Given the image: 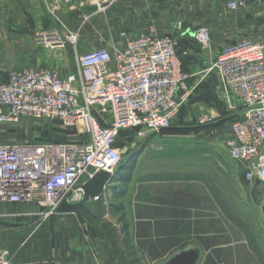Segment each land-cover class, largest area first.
<instances>
[{
    "label": "built area",
    "instance_id": "built-area-1",
    "mask_svg": "<svg viewBox=\"0 0 264 264\" xmlns=\"http://www.w3.org/2000/svg\"><path fill=\"white\" fill-rule=\"evenodd\" d=\"M120 1L79 0V5L92 9L89 19L106 15ZM246 4L230 0L227 6L238 11ZM53 6L55 10L59 5ZM80 35V30L69 31L62 38L55 32L51 41L75 46L76 68L69 74L32 66L11 70L0 81V127L35 118L74 126L87 138L0 144V203L33 205L48 217L63 200H81V184L96 171L118 169L127 151L123 131L145 140L171 127L205 75L214 70L228 110L237 115L227 139L228 156L242 166L248 182L261 183L264 204V43H234L221 50L210 67L189 71L170 34L151 30L133 35L123 30L87 51L78 50ZM195 38L209 47L205 28ZM218 117L204 112L198 124ZM9 257L8 249L0 250V264H11Z\"/></svg>",
    "mask_w": 264,
    "mask_h": 264
},
{
    "label": "crops",
    "instance_id": "crops-1",
    "mask_svg": "<svg viewBox=\"0 0 264 264\" xmlns=\"http://www.w3.org/2000/svg\"><path fill=\"white\" fill-rule=\"evenodd\" d=\"M160 1L162 0H121L115 10L111 9L108 14L86 19L92 9L80 7L79 0H0V81L4 80L11 70L32 66L54 67L42 65L44 62L46 64L50 62L49 58L53 56V50L60 53L57 54L58 57L65 59L66 67L61 70L63 74L67 75L75 70L76 65L68 66L69 58H75V46L70 43L55 47L58 49H48L45 55L40 54V56L37 54L40 50L36 48L32 49V53L19 46L14 49L13 44L20 43L21 35L27 36L35 28L50 26L51 23L65 24L69 26L71 32L80 30L78 45L80 51L99 47L95 44L98 45L99 42L106 40L107 33H113L112 28H122L133 35L151 30L159 34L179 33L178 37L172 36L177 38L179 49L183 48L179 51L185 59L184 67L189 71L203 69L212 63L221 50L234 43L245 40L264 43V4L255 5L247 0V4L242 9L235 11L227 6L230 0H190L191 12H188L187 16L194 19L186 26L183 25L179 31L177 30L179 25L165 24L162 18L157 17L156 13L162 8ZM55 3L59 5L56 10L53 6ZM201 28H205L211 35L208 49L201 47L195 38V33ZM16 57L28 59L19 63L10 60ZM209 111L216 112L215 109ZM158 133L165 137L168 131L163 130ZM155 134L157 133L145 139L148 141L143 143L144 150L140 154L142 159L145 156L147 159L149 153L156 152L172 155V149H165L168 145L162 147L156 144L159 141H154ZM234 162L232 165L238 164ZM137 163L136 158L132 178L128 182L118 179L120 171L126 169L128 161L120 166V170L118 168L115 171L117 180H113L107 187L115 185L117 181L123 182L125 191L122 194L119 192L115 200H113L114 194L110 196L109 207L103 208L102 204L94 202L97 200H89L88 206H92L90 210V215H93V217L91 215L92 223L86 218L85 223H82L73 212H56L58 218L75 236L76 245L71 248L60 247L56 252L54 251V256L64 255L72 259L71 262L63 264L89 262L115 264L109 253L112 250L111 243L102 239L97 231L94 233L95 236L93 232L89 233L86 224L97 225L102 217L110 216V225L113 228L115 226L116 237L120 239L118 249L127 251L130 264L132 258L124 241L126 233H129V245L137 251H161L162 254L172 251V255L175 256L183 251L196 249L200 252L197 264H224L225 257H228V260L238 257L239 241L228 228L229 224L231 227L233 224L228 217L227 199L224 200V208L223 200H220L221 206L218 205L219 202L217 204V201H214L206 185L201 183L198 186L196 174L191 171H181L180 168L159 171L154 165L148 164L145 176L136 178ZM129 185L132 189L128 187ZM103 200L101 195L99 201ZM214 204H216L215 210ZM109 208L111 209L106 211ZM76 223L78 226L74 227ZM125 225L127 228H124ZM96 230L99 229L96 227ZM109 233L110 230H106L104 234L106 236ZM91 235H93L92 240L89 238ZM102 249L107 250L102 252ZM20 264L48 263L30 261ZM49 264L62 263L56 261Z\"/></svg>",
    "mask_w": 264,
    "mask_h": 264
},
{
    "label": "rangeland",
    "instance_id": "rangeland-1",
    "mask_svg": "<svg viewBox=\"0 0 264 264\" xmlns=\"http://www.w3.org/2000/svg\"><path fill=\"white\" fill-rule=\"evenodd\" d=\"M251 1L255 5L264 4V2L256 0ZM160 2H162V8L156 14L157 17L162 18L165 24L179 25L177 30L181 31L183 25L186 26L194 19L187 16L188 12H191L189 9L190 0H162ZM113 9L115 10V8ZM50 13L52 14V11ZM50 17L52 18V16ZM69 29V26L65 24L54 25V23L42 28L37 27L27 36L21 35L20 43H15L13 46L14 49L20 47L30 53H32L33 48H36L40 50L37 51L38 56L40 54L45 55V51L48 49H58L55 48L58 47L57 44L51 43L54 40V33H60L61 37L64 38ZM123 30L125 29L112 28L114 34ZM109 33H107L108 36ZM171 34L174 37L179 36V33ZM209 38L211 40L210 34ZM105 41L103 40L99 42L100 45L95 44V46H101L105 44ZM53 45L56 46L52 47ZM200 45L203 47L201 43ZM57 54L60 55L57 50H53V56L49 58L50 62L47 64L44 62L42 65L54 66L60 71L65 69V59L58 57ZM27 59L26 57H16L10 60L19 63ZM183 60L185 62V59ZM73 65H76V58H69L68 66ZM210 65L203 69L210 67ZM214 109L219 113L216 121L207 126L199 125V116L205 111ZM228 113L220 77L214 70H211L205 75L190 99L183 105L173 126L167 128L170 129L167 136L163 137L159 133L153 136L154 141H159L156 143L157 145H162V147L168 145L165 149H172V155L156 152L149 153L147 159L146 156L142 159L140 154L144 150L143 143L148 140L139 139L134 134L129 133L133 138L125 143L127 151L123 156V162L130 161L133 157L137 158L138 175L136 178L145 176L144 173L148 164L154 165L159 171L180 168L181 171H191L194 175L196 174L198 186L201 183L206 185L205 187L210 191L214 201H217V204L219 202L218 205H220V200H223L224 208V200L227 199L228 217L233 224L232 227L229 224L228 228L239 241L237 246L239 250L236 259L228 260V257H225L223 259L224 264H264L263 186L258 181L248 182L239 163L232 165L234 160L228 156L226 145L230 135L231 121L237 115L231 116ZM78 138V131L75 128H68L56 122L35 118H25L19 123L5 124L0 130V144L25 141L26 139L68 141ZM132 142L135 144L132 145ZM118 168L120 170V167ZM124 187L123 182L117 181L115 185L106 188L102 194L103 201L94 202L102 204L103 208L109 207L110 196L114 194L113 200H115L118 195L116 191L122 194L125 191ZM91 208L92 206L89 207L90 210ZM215 208L216 204H214V210ZM110 209H106V211ZM39 212L38 207L24 203H0V250L8 249L10 251L11 264L30 261L48 264L56 261L62 264L71 262L72 259L64 257V255L54 256V251L56 252L60 247L71 248L76 245L75 236L58 218L56 212L48 217H42ZM109 219L110 216L102 217L97 225L86 223L88 224V232H93L94 235L97 231L102 239L111 243L112 250L109 253L115 264H130L127 251L118 249L120 239L116 237L115 226L114 228L111 227ZM76 226H78L77 223L74 227ZM96 227L99 230H96ZM106 230H110V233L105 236ZM93 235L89 237L90 240H92ZM90 246H92L91 243ZM106 250L102 249V252ZM136 253L142 259L141 264H165L173 256L172 251L165 254H162L161 251H136Z\"/></svg>",
    "mask_w": 264,
    "mask_h": 264
},
{
    "label": "water",
    "instance_id": "water-1",
    "mask_svg": "<svg viewBox=\"0 0 264 264\" xmlns=\"http://www.w3.org/2000/svg\"><path fill=\"white\" fill-rule=\"evenodd\" d=\"M179 50L181 51L183 48ZM115 176V171H96L91 177L81 184V188L83 190V197L81 200L77 202H70L65 199L56 207V212H73L82 223H85L86 219L82 213L84 203L103 194L106 187L113 182ZM199 259L200 252L196 249H190L171 257L165 264H197Z\"/></svg>",
    "mask_w": 264,
    "mask_h": 264
},
{
    "label": "trees",
    "instance_id": "trees-1",
    "mask_svg": "<svg viewBox=\"0 0 264 264\" xmlns=\"http://www.w3.org/2000/svg\"><path fill=\"white\" fill-rule=\"evenodd\" d=\"M180 55L182 56V52H180ZM183 59V58H182ZM184 62V61H183ZM227 110H228V107H227ZM228 115L230 114L231 116H232V114H231V112L228 110ZM56 123H59V122H57V121H55ZM60 124V123H59ZM211 123H208V124H204V125H201V126H207V125H210ZM61 125H63V124H61ZM63 126H65V127H68V128H75L74 126H66V125H63ZM173 126V125H172ZM76 129V128H75ZM164 131H170V129L168 130L167 128L166 129H163ZM162 130V131H163ZM129 133H131V134H134L135 135V133L133 132V131H123L122 132V135H123V137H124V139H126L127 140V143L129 142V140L130 139H132L133 137H132V135L130 136V134ZM78 139H82V140H87V138L85 137V136H83V135H79L78 134ZM70 140H74V139H70ZM30 141H33V142H36V143H41V142H64V141H51V140H30ZM69 141V140H68ZM141 144V143H140ZM142 145V144H141ZM134 158V157H133ZM131 158L132 160H130V161H128V165L126 166V169L124 170H122V171H120V178H118V179H120L121 181H123V182H128L131 178H132V169H133V167L135 166V164H136V158ZM122 162H123V160L121 161V163L119 164V166L118 167H120V166H122L123 164H122ZM124 163V162H123ZM115 189V188H114ZM116 191V190H115ZM116 193L118 194L119 192H117L116 191ZM89 202V201H88ZM88 202H86V203H84V205H83V207H82V213H83V216H84V218H86L90 223H92L93 222V219L91 218V215H90V209H89V206H88ZM90 215V216H89ZM92 217H93V215H92ZM126 227H124V228H127V225H125ZM124 241H125V244L128 246V254H129V256H131V258H132V264H141V257H139V256H137L136 254V251L137 250H135L132 246H130L129 244H130V239H129V233H126L125 234V236H124Z\"/></svg>",
    "mask_w": 264,
    "mask_h": 264
},
{
    "label": "bare ground",
    "instance_id": "bare-ground-1",
    "mask_svg": "<svg viewBox=\"0 0 264 264\" xmlns=\"http://www.w3.org/2000/svg\"><path fill=\"white\" fill-rule=\"evenodd\" d=\"M3 126H4V125H3ZM1 127H2V126H1ZM1 127H0V128H1Z\"/></svg>",
    "mask_w": 264,
    "mask_h": 264
}]
</instances>
